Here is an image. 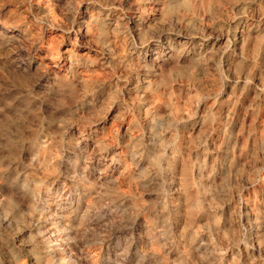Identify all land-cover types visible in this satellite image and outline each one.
Returning a JSON list of instances; mask_svg holds the SVG:
<instances>
[{"label":"clouds","instance_id":"1","mask_svg":"<svg viewBox=\"0 0 264 264\" xmlns=\"http://www.w3.org/2000/svg\"><path fill=\"white\" fill-rule=\"evenodd\" d=\"M0 264H264V0H0Z\"/></svg>","mask_w":264,"mask_h":264}]
</instances>
